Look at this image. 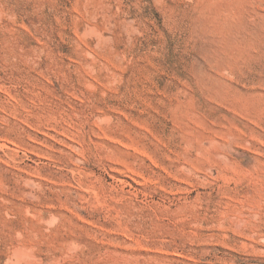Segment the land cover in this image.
Returning a JSON list of instances; mask_svg holds the SVG:
<instances>
[{
    "label": "rangeland",
    "instance_id": "obj_1",
    "mask_svg": "<svg viewBox=\"0 0 264 264\" xmlns=\"http://www.w3.org/2000/svg\"><path fill=\"white\" fill-rule=\"evenodd\" d=\"M0 264H264V0H0Z\"/></svg>",
    "mask_w": 264,
    "mask_h": 264
}]
</instances>
